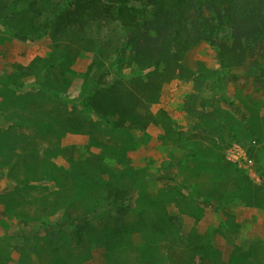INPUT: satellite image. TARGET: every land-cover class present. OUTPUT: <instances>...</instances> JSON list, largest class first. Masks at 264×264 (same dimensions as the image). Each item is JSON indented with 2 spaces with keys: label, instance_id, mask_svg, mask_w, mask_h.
Returning <instances> with one entry per match:
<instances>
[{
  "label": "rangeland",
  "instance_id": "obj_1",
  "mask_svg": "<svg viewBox=\"0 0 264 264\" xmlns=\"http://www.w3.org/2000/svg\"><path fill=\"white\" fill-rule=\"evenodd\" d=\"M122 34L115 22L102 21L88 26L84 41L65 31L57 34L60 38L46 33L19 39L0 23V79L13 77L25 84L19 93L35 91L28 83L53 62L48 84L54 92L43 96L39 109H53V103L63 100L65 112L81 125L79 132L62 135L24 126L27 142L37 143L39 156L60 146L51 158L58 166L68 168V159L76 164L88 161V174L103 184H129L131 222L144 212L150 223L167 227L166 215L178 217L181 233L210 246L198 263L264 264V74L249 76L254 71L248 69L249 62L222 67L213 48L203 42L190 46L171 66L164 68L161 63L155 69L138 63L128 48L123 49ZM154 69L155 79L164 82L158 95L144 98L138 109L144 124L126 122L116 127L73 103L96 81L113 82L120 75L126 81H147ZM0 103L13 108L10 101L0 99ZM31 109L34 106L28 103L20 111L29 116ZM183 185L195 188L207 205L191 198ZM11 187L0 178V193ZM34 209L21 205L5 210L0 203V264H33L21 257L31 252L30 242L16 234L44 231L40 222L27 221ZM158 238L152 236L146 245L135 237L134 251L143 247L147 258L132 264H167V257L172 261L174 253L164 251L168 239L160 233ZM92 253L80 264H105L101 248Z\"/></svg>",
  "mask_w": 264,
  "mask_h": 264
},
{
  "label": "trees",
  "instance_id": "obj_2",
  "mask_svg": "<svg viewBox=\"0 0 264 264\" xmlns=\"http://www.w3.org/2000/svg\"><path fill=\"white\" fill-rule=\"evenodd\" d=\"M102 21L115 22L123 30V49L128 48L138 63L155 69L162 64L171 66L190 46L203 42L213 48L222 67L249 62L248 69H254L249 76L264 74L260 67L264 63V0H0V23L19 39L46 33L60 38L57 34L65 31L84 41L88 26ZM54 65L50 61L39 70L37 79L28 83L36 90L24 94L17 90L25 84L13 77L0 79V99L13 104L10 110L0 103V178L13 186L0 193V203L5 210L35 206L27 221H38L44 227L43 232L16 234L30 242L31 252L21 257L33 264H80L92 258V250L101 248L99 255L105 264L141 263L147 254L143 247L134 251L133 240L139 236L148 245L152 236L159 241L160 233L168 239L166 255L174 253L172 261L165 259L167 264H200L197 259L205 256L210 246L181 233L178 217L166 215L167 227L150 223L144 212L131 222L129 184H103L88 174V161L76 164L68 159V168L58 166L51 158L61 151L60 146L39 156L37 143L27 142L29 133L22 131L24 126L58 135L80 130V121L65 112L63 100L53 103V109H39L43 96L54 92L48 84ZM155 69L147 81H126L124 75L113 82L96 81L88 94L73 103L88 114L111 120L116 127L126 122L144 124L138 109L145 99L158 95L164 82L155 79ZM28 103L38 114L33 109L29 116L21 113ZM183 186L191 198L207 205L195 188ZM169 234L171 238H167Z\"/></svg>",
  "mask_w": 264,
  "mask_h": 264
}]
</instances>
